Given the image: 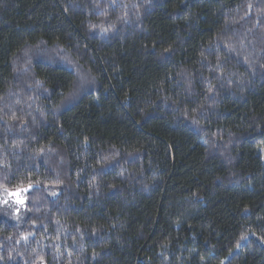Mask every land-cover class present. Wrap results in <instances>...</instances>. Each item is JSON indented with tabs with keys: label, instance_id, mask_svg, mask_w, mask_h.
<instances>
[{
	"label": "trees",
	"instance_id": "trees-1",
	"mask_svg": "<svg viewBox=\"0 0 264 264\" xmlns=\"http://www.w3.org/2000/svg\"><path fill=\"white\" fill-rule=\"evenodd\" d=\"M30 184L0 264H264V0H0V187Z\"/></svg>",
	"mask_w": 264,
	"mask_h": 264
},
{
	"label": "rangeland",
	"instance_id": "rangeland-1",
	"mask_svg": "<svg viewBox=\"0 0 264 264\" xmlns=\"http://www.w3.org/2000/svg\"><path fill=\"white\" fill-rule=\"evenodd\" d=\"M246 46L243 41L239 42ZM55 50L53 51V53ZM51 57L58 56V54H52ZM80 76L78 77L76 87L72 95L80 93V91L86 90L89 82L92 81V77L89 71L78 68ZM82 70V71H81ZM22 73L20 72H17ZM24 74V73H23ZM20 192V199L23 200V204L16 202V197L9 195V193H15L18 190H24ZM57 191L53 188H46L43 191L37 188L36 185L30 184L18 189H5L0 187V214L18 224L22 223L28 216L32 208L40 207L41 205L52 202L55 199ZM5 201H7L5 203Z\"/></svg>",
	"mask_w": 264,
	"mask_h": 264
},
{
	"label": "snow or ice",
	"instance_id": "snow-or-ice-1",
	"mask_svg": "<svg viewBox=\"0 0 264 264\" xmlns=\"http://www.w3.org/2000/svg\"><path fill=\"white\" fill-rule=\"evenodd\" d=\"M21 191H26V189H24V190H18V191L15 192V193H9V195L15 196V197H16V202L22 205V204H23V200L19 198V197H20V192H21ZM6 202H7V201H5V203H6Z\"/></svg>",
	"mask_w": 264,
	"mask_h": 264
}]
</instances>
